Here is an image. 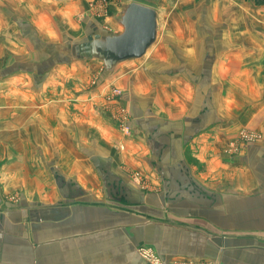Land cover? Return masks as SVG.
<instances>
[{"label":"crops","instance_id":"0c3cea01","mask_svg":"<svg viewBox=\"0 0 264 264\" xmlns=\"http://www.w3.org/2000/svg\"><path fill=\"white\" fill-rule=\"evenodd\" d=\"M95 1L0 0V264H264V0ZM131 1L144 56L73 55Z\"/></svg>","mask_w":264,"mask_h":264},{"label":"water","instance_id":"95a60500","mask_svg":"<svg viewBox=\"0 0 264 264\" xmlns=\"http://www.w3.org/2000/svg\"><path fill=\"white\" fill-rule=\"evenodd\" d=\"M120 32L90 34L75 45L74 56L99 59L112 72L123 61L146 54L158 36V11L139 1L127 3L119 18Z\"/></svg>","mask_w":264,"mask_h":264},{"label":"built area","instance_id":"2783aa9c","mask_svg":"<svg viewBox=\"0 0 264 264\" xmlns=\"http://www.w3.org/2000/svg\"><path fill=\"white\" fill-rule=\"evenodd\" d=\"M117 94H119V90L114 89L112 95H117ZM127 119L128 117L126 113L123 112L120 124L123 126L125 130H129ZM240 136L241 138L244 139V141L247 142L255 141L260 138L259 133L248 130L242 131ZM139 250L141 254L147 259L149 264H164L163 259L154 249L150 247L142 246L139 248ZM173 264H216V263L206 259L179 258V259H175Z\"/></svg>","mask_w":264,"mask_h":264},{"label":"rangeland","instance_id":"374dc122","mask_svg":"<svg viewBox=\"0 0 264 264\" xmlns=\"http://www.w3.org/2000/svg\"><path fill=\"white\" fill-rule=\"evenodd\" d=\"M95 1V0H94ZM104 4L101 2V1H95V2H92L91 3V7H93V8H101L102 9V6H103ZM97 12H101V11H97ZM114 89H117V90H119L118 88H113L112 89V93H113V90ZM129 127V126H128ZM121 128H123V126L121 125ZM124 129V128H123ZM129 129V128H128ZM246 130H248V131H253V132H256V133H259V132H257V131H255V130H252V129H244V130H242V131H246ZM241 131V132H242ZM241 132H240V134H241ZM260 134V133H259ZM235 151L236 150V146H233V147H229V149L227 148V151L228 152H230V151ZM191 259H206V260H209V261H212V262H215L214 260H212V259H210V258H191ZM216 264H217V262H215Z\"/></svg>","mask_w":264,"mask_h":264}]
</instances>
